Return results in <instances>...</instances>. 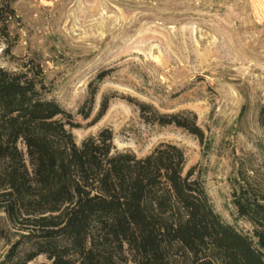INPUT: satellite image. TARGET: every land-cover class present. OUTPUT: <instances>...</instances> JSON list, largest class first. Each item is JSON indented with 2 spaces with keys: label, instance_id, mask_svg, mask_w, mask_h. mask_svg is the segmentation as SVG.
Instances as JSON below:
<instances>
[{
  "label": "rangeland",
  "instance_id": "1",
  "mask_svg": "<svg viewBox=\"0 0 264 264\" xmlns=\"http://www.w3.org/2000/svg\"><path fill=\"white\" fill-rule=\"evenodd\" d=\"M13 8L0 29V67L40 69L47 97L73 114L98 87L92 117L72 130L78 144L110 129L116 149L138 157L177 145L215 211L252 234L234 216L232 192L243 186L264 199V0H17ZM105 96L108 112L88 126ZM129 98L163 114L194 112L204 142L146 123ZM7 249L0 239V258Z\"/></svg>",
  "mask_w": 264,
  "mask_h": 264
},
{
  "label": "trees",
  "instance_id": "2",
  "mask_svg": "<svg viewBox=\"0 0 264 264\" xmlns=\"http://www.w3.org/2000/svg\"><path fill=\"white\" fill-rule=\"evenodd\" d=\"M17 0H0V25ZM108 75H99V82ZM40 69L0 67V264H264V199L243 186L232 192L234 216L252 234L225 222L184 151L161 143L138 157L117 150L104 129L78 144L72 133L95 109L92 87L77 114L49 99ZM141 118L174 126L204 142L194 112L163 114L127 99ZM105 96L88 126L108 112ZM264 128V107L260 111Z\"/></svg>",
  "mask_w": 264,
  "mask_h": 264
}]
</instances>
